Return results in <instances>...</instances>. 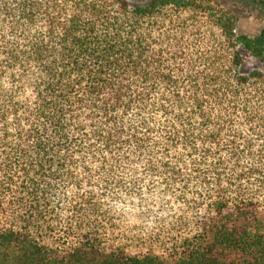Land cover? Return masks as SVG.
Masks as SVG:
<instances>
[{"label":"trees","instance_id":"16d2710c","mask_svg":"<svg viewBox=\"0 0 264 264\" xmlns=\"http://www.w3.org/2000/svg\"><path fill=\"white\" fill-rule=\"evenodd\" d=\"M232 4L0 0V264H264V27Z\"/></svg>","mask_w":264,"mask_h":264},{"label":"rangeland","instance_id":"374dc122","mask_svg":"<svg viewBox=\"0 0 264 264\" xmlns=\"http://www.w3.org/2000/svg\"><path fill=\"white\" fill-rule=\"evenodd\" d=\"M227 3L236 5L238 10V30L250 34L257 33L264 27V5L252 0H226ZM244 71L260 70L264 72V62L256 57L248 56Z\"/></svg>","mask_w":264,"mask_h":264}]
</instances>
